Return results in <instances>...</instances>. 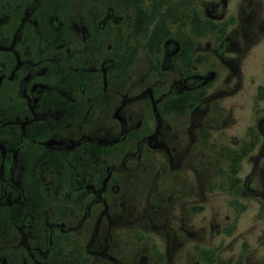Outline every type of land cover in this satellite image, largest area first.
<instances>
[{"label": "flooded vegetation", "instance_id": "obj_1", "mask_svg": "<svg viewBox=\"0 0 264 264\" xmlns=\"http://www.w3.org/2000/svg\"><path fill=\"white\" fill-rule=\"evenodd\" d=\"M240 1L0 0V264H89V252L111 261L109 243L88 248L100 222L118 224L110 212L124 208L110 202L117 188L107 180L159 149L168 167L162 119L192 125L213 111L222 93L212 87L237 76L228 53L264 35V0ZM256 93L264 99V86ZM240 142L223 157L243 150L242 160L257 145L250 178L264 113ZM176 253L152 249L126 264H176ZM215 253L195 246L192 262L213 264Z\"/></svg>", "mask_w": 264, "mask_h": 264}, {"label": "rangeland", "instance_id": "obj_2", "mask_svg": "<svg viewBox=\"0 0 264 264\" xmlns=\"http://www.w3.org/2000/svg\"><path fill=\"white\" fill-rule=\"evenodd\" d=\"M255 36L248 48L238 54L228 53L234 54L237 76H229L226 85L220 82L212 87V92L222 93L212 102L213 111L202 114L192 125L187 117L162 119L161 134L174 155L173 165L161 168V161L167 158L159 149L147 159L126 162L119 181L114 180V175L107 180L108 190L117 188L116 194L109 196L110 202L115 205L122 201L124 208L121 216L116 213L118 217L110 212L118 224L108 228L107 220L100 222L88 246L90 251L98 246L96 250L104 252V243H109L105 251L111 261L89 252V264L138 262L152 249L176 250V264H193L195 246L215 249L213 264H235L240 254L242 264L264 263L260 244L264 238V149L253 177L249 178V174L255 167L257 145L240 162L238 184L248 186L251 192L240 194L225 189L223 174L228 163L223 157L225 148L237 149L246 137L247 127H253L264 113V99H256L259 87L264 86V35ZM212 104L205 105L208 108ZM203 131L207 136H200ZM166 169L170 171L168 179L162 178ZM73 224L66 221V227ZM73 233L84 234L83 228ZM86 235H91V229Z\"/></svg>", "mask_w": 264, "mask_h": 264}, {"label": "trees", "instance_id": "obj_3", "mask_svg": "<svg viewBox=\"0 0 264 264\" xmlns=\"http://www.w3.org/2000/svg\"><path fill=\"white\" fill-rule=\"evenodd\" d=\"M243 154H244L243 150L242 152L239 153V152L231 151L228 149L227 169L225 170L223 174L227 181L226 188H228V190H232L233 192H239L241 190V185L238 184L239 178L237 177V172H238V169L240 166V160ZM260 244H261L262 249L264 250V238L260 241Z\"/></svg>", "mask_w": 264, "mask_h": 264}]
</instances>
